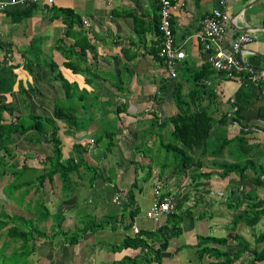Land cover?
I'll return each instance as SVG.
<instances>
[{
  "label": "crops",
  "instance_id": "0c3cea01",
  "mask_svg": "<svg viewBox=\"0 0 264 264\" xmlns=\"http://www.w3.org/2000/svg\"><path fill=\"white\" fill-rule=\"evenodd\" d=\"M172 1L179 4L172 17L174 43L185 52L174 78L156 56L160 42L157 0L31 2L33 11L19 21L12 19L18 15L11 10H21L27 4L0 11V67L13 66L16 74L12 91L0 97L13 106L16 115L26 113L24 101L42 116H53L55 101L73 108L76 118L72 125L57 120L61 150L68 157L75 151L74 145L80 144L85 164L90 166L80 167L72 175L70 191L60 182L57 205L51 208L62 216L59 227L71 232L88 223H104L103 227L87 230L75 243H68L62 236L50 237L54 223L49 216L38 224L42 227L49 222V237L35 238L28 254L29 264H214L218 260L213 254L216 249L236 250L237 240L231 236L235 233L249 242V248L232 258L231 264H264V258L258 260L255 255L264 248V241L258 242L259 234L254 232L259 222L264 224V218L248 226L249 230L243 222L231 227L233 216L244 204L237 210L228 206L230 199L242 198L247 192L264 198L263 186H256L249 178L241 179L235 172L219 176L224 162L252 159L264 165V0ZM54 7L71 9L79 21L69 30L61 15L53 16ZM214 8L230 15L222 40L224 49H229L233 38L241 33L253 36L252 41L242 45L246 69L230 77L211 66L195 36L203 18ZM203 67H207L206 74L196 80L195 73ZM62 80L73 85L68 93ZM195 81L201 85L197 101L209 106L213 127L208 147L198 161L200 169H179L180 161L169 159L172 154L161 148L162 141H171V126L159 128L151 121L154 115L159 121L175 115V85H182V92L189 93ZM157 98L162 100L158 102ZM238 105L242 109L237 114ZM224 115L231 118L229 123L221 121ZM78 117L90 120L89 131L101 126L104 129L102 124L108 121L104 119L115 122L117 132L105 131L103 137L110 138L108 144L117 142L115 150L121 156L111 159L106 149L97 148V138H84L85 129L77 124ZM92 138L94 142L89 143ZM218 138L236 140L215 154ZM29 145L37 150L34 144ZM51 147L42 142L37 151ZM198 172L211 175L198 177ZM245 173L254 175L250 169ZM56 178L53 188L45 183L40 190L32 187L29 193L39 192L41 196L34 199L44 200L47 194L52 197ZM157 179L163 183L164 192L176 197L175 213L182 218L178 234L173 233L168 215L159 220L146 216ZM79 190L87 195L78 198ZM116 191L122 195L120 203L113 201ZM6 198L30 212L24 200L18 204L16 199ZM30 213L33 218L34 209ZM134 226L144 233L146 246L121 247L127 238L136 235ZM206 236L226 237L228 241L222 244L208 239L199 244ZM163 240L167 241L165 248L156 253ZM203 247L209 253L200 256L198 250Z\"/></svg>",
  "mask_w": 264,
  "mask_h": 264
},
{
  "label": "trees",
  "instance_id": "16d2710c",
  "mask_svg": "<svg viewBox=\"0 0 264 264\" xmlns=\"http://www.w3.org/2000/svg\"><path fill=\"white\" fill-rule=\"evenodd\" d=\"M34 9V3L27 4L23 9H13L11 13L17 14V18L12 16L14 21H19L23 17L30 15ZM53 16H62V19L68 29H72L75 22L79 21V18H75L73 11L69 8L54 7ZM159 12V6H158ZM157 30L160 36L159 23ZM157 56V52H156ZM67 65H70L67 63ZM52 67L53 64H52ZM209 67V66H208ZM31 68V67H30ZM30 70V69H29ZM32 72V69L30 70ZM207 72V67H203L195 73L196 80H199L202 75ZM242 73V72H241ZM59 76L57 75V78ZM16 74L13 72V66L0 67V94L9 93L12 91L13 83L15 82ZM62 86L68 93L73 85H70L67 81L62 80ZM242 89V87H241ZM161 92L164 94V87L161 86ZM201 92V85L195 81L194 87H192L189 93L182 92V85L176 84L174 88V102L178 108L175 115L167 117L159 121V116L154 115L151 121L152 126L163 128L167 125L171 126V141L164 143L161 142L162 147L167 153L173 154L180 162L179 169H185L194 166L200 169L201 165L198 161H201V153L205 148L207 149L211 129L213 127V116L209 106L201 105L200 101H197ZM163 97V96H160ZM162 98H157L160 102ZM26 113L16 115L12 105L6 103L0 97V180L4 176H9L10 179L3 186V193L8 198H14L18 203L23 202L24 197L29 193L32 187H36L40 190L44 184L48 183L50 188H53V181L55 177L61 180L62 188H71L72 186V175L79 172L80 167L87 169L90 166L85 164L82 153L83 149L80 144H75V151L68 157H64L61 150V141L58 136V123L57 120H66L68 125H72L75 122L74 110L71 107H66L61 102L55 101L53 116H42L32 111L30 108V102L24 101ZM69 108V109H66ZM242 109L241 105H238L236 113L238 114ZM231 118L224 115L223 123H229ZM239 122L241 118L237 119ZM114 133H108L113 135ZM15 136L22 137L29 144L48 143L51 144L50 153L45 155L39 162L42 165L38 169L39 165H32L29 161L33 160V154L30 151L26 152L23 156V162L15 165L12 162L13 159V148ZM243 140L242 138H239ZM95 140V139H94ZM236 139L218 138L219 148L214 150L215 154L221 153L225 145ZM220 177L227 176L230 172H235L241 179L249 178L252 183L256 186H264V165L256 164L252 159H239L235 162H224L220 165ZM252 170L254 175L252 177L247 176L246 170ZM210 173L198 172V177H209ZM18 194L16 195V193ZM169 193V192H167ZM249 192L246 193L242 198L234 197L230 199L228 206L238 209L239 206L246 204V208L237 212L232 219L231 227H235L238 223L246 221L248 226L257 224L262 218H264V198L256 197V200L249 201ZM41 205L43 211L36 216V222L32 219L20 217L18 215L11 214L0 208V259L4 258V255L15 254L18 257L28 256L32 251L29 247V242L35 238L49 237L48 233L39 228L38 224L46 220L51 212L45 205L44 200L38 198L33 203V209L38 212L36 206ZM177 206V205H176ZM28 207L31 209V204ZM176 212V211H175ZM175 212L168 214L170 218L171 227L175 234L180 232L181 216ZM36 214V213H35ZM18 216V217H17ZM245 218V219H244ZM17 221V222H16ZM16 223H19L20 226ZM29 224V225H28ZM61 223H54V226L50 229L51 236L56 237L60 235L68 243H75L89 229L103 227L102 222H92L85 224L81 229H76L71 232L62 231L59 227ZM25 226H29L25 230ZM57 226V229L54 228ZM159 234V233H158ZM157 237H160L158 236ZM235 240H237V248L235 251H223L215 250L214 256L218 259L214 264H231L232 258H236L243 254L249 248V242L246 241L240 234H231ZM213 240L218 243L226 244L228 241L226 237H211L206 236L199 240V244H204L205 240ZM258 242L264 241V232L258 235ZM167 241L163 240L162 243L157 247L156 253L164 249ZM146 246V237L144 233L139 232L133 238H127L122 246ZM209 250L206 247L198 250L201 256L204 252ZM19 254V255H18ZM256 259L261 260L264 258V248L259 252H256ZM8 257V256H6ZM222 258L224 259L222 261ZM8 259L4 264H11ZM14 264V263H12Z\"/></svg>",
  "mask_w": 264,
  "mask_h": 264
},
{
  "label": "built area",
  "instance_id": "2783aa9c",
  "mask_svg": "<svg viewBox=\"0 0 264 264\" xmlns=\"http://www.w3.org/2000/svg\"><path fill=\"white\" fill-rule=\"evenodd\" d=\"M54 0H0V11H5L8 7L16 4L26 5L30 2L52 3ZM159 4V30L160 42L157 56L165 66L169 76L174 78L177 75V66L179 60L183 59L185 52L180 46L174 43V34L172 29V17L174 10L179 6L172 0H157ZM230 15L219 8L212 9L202 20L201 28L195 34L201 49L206 53V59L211 66L218 72L227 77L241 73L246 69V63L243 58L242 45L253 40V36L247 33H241L232 40L229 49H224L222 40L226 35L227 24ZM85 21V20H84ZM90 139L89 143H93ZM122 195L116 191L113 195V201L120 203ZM176 197L172 193H166L163 190V183L155 180L153 184V199L146 216L159 220L163 215H168L176 211ZM137 234L139 229L133 227Z\"/></svg>",
  "mask_w": 264,
  "mask_h": 264
},
{
  "label": "rangeland",
  "instance_id": "374dc122",
  "mask_svg": "<svg viewBox=\"0 0 264 264\" xmlns=\"http://www.w3.org/2000/svg\"><path fill=\"white\" fill-rule=\"evenodd\" d=\"M158 3V1H157ZM65 103H63L64 105ZM69 104V103H68ZM76 118V117H75ZM104 120H108L107 123H103L102 125L105 127L104 129H102L103 127L101 126V128L97 129H93L92 131H89V130H86L88 128H90L91 126V122L89 119H87L86 117H83V118H80L78 117V120L77 121V124L85 129V133H84V138H88V136H92V137H95L98 139V142H97V148L98 149H106V154L108 155L109 158L111 159H118L121 155H118V151L115 150V147L117 146V142H115V140H113V143L112 144H108V141L110 138H106V137H103L104 136V132L105 131H108V132H117L116 130V124L115 122H111L110 120L111 119H104ZM111 122V123H110ZM140 134V133H139ZM142 135H141V139H142ZM35 145V148H37L38 150V145L39 144H34ZM146 146V145H145ZM33 145H29V143L27 144V142H25L24 139H22V137H19V136H15V139H14V144L12 145V148H13V159H12V162L15 164V165H19L21 164V161L23 162V156L24 154H26V152H31V153H34L33 154V160L34 161H29L30 164H36V165H39L38 167H40V161L43 159V157L45 155H47V151L50 153V149L46 150V151H42V149L40 151H37L36 149H33L32 148ZM113 147V148H112ZM118 147V146H117ZM48 153V154H49ZM135 154H139L138 151L134 152ZM172 157H174V155L172 154V156H169V159L173 160ZM175 161H173L174 163ZM140 173L142 174V170H140ZM140 174V175H141ZM74 175V174H73ZM9 179V176H4L1 180H0V208H3L5 211L7 212H10V213H16V215L18 214L20 217H25L27 219H32V214L30 212H32L33 210V205H32V208L29 209L30 212H26L23 207H18L17 204L15 203V201L12 199H8L4 196V195H1V188H2V185H4ZM60 182L61 180H59V178H56V182H55V188H54V195H52V197H50L47 193V195H45V197L43 198L44 201L46 202L45 205L47 204L48 206V209H50V217H52L53 219V223L55 224H58L59 222L62 223V216L59 214V212H56V209L55 210H52L51 208H54L55 205H57V193L59 192V185H60ZM146 183H148V181H144ZM72 188H70L68 191H70ZM262 189L264 190V186L262 187ZM69 193V192H68ZM78 198L81 197H84L87 195V192L84 191V190H79L78 192ZM43 195V194H42ZM249 195L251 196V194L249 193ZM35 196H41L38 193H35V191H31L29 194H27L25 197H24V204L27 203L26 206H30V204H32V201L33 200H37V199H34ZM33 198V200L31 201H28L29 199ZM253 200H256V196L254 195L251 196L249 198V201H253ZM33 201V203L35 202ZM18 203V202H17ZM50 203V205H49ZM19 204V203H18ZM54 205V206H52ZM50 207V208H49ZM243 207V206H242ZM57 208V207H56ZM244 208H246V204H244V207L242 209H240L239 211L243 210ZM36 209L38 210V212H34L36 213L35 215L33 214V217H34V221L36 222V219L35 217L38 216V214L40 212L43 211L42 209V206L41 205H38L36 206ZM228 213H230V210L228 211ZM18 217V216H17ZM60 219V220H59ZM245 219V218H244ZM17 222V221H16ZM244 224V228H249L248 225H246V221H242ZM20 226L19 223H16ZM29 225V224H28ZM41 225V224H40ZM48 225H49V222H45L42 224V227H39L40 229H42L43 231H47L48 230ZM264 224L262 222H259L256 226H255V233L258 235V234H261L262 232H264ZM29 227V226H28ZM27 226H25V230L28 229ZM55 229H57V226L54 228V232H55ZM249 230V229H248ZM248 235V233H247ZM60 238V235H56L55 239H59ZM35 239H33L32 241L29 242V247L31 248V246L33 245ZM260 245V244H259ZM33 249V247L31 248ZM32 252V251H31ZM30 252V253H31ZM19 255V254H18ZM0 256H1V253H0ZM8 256V257H6ZM10 260L9 262L12 264H29V257L28 256H20L18 257L17 255L15 254H10V255H4V258L3 259H0V264H4L3 262L5 261L6 263L7 260Z\"/></svg>",
  "mask_w": 264,
  "mask_h": 264
}]
</instances>
